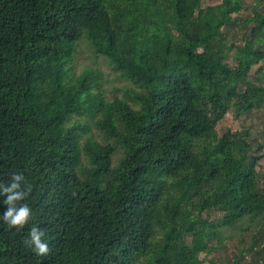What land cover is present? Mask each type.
Masks as SVG:
<instances>
[{
  "label": "trees",
  "instance_id": "obj_1",
  "mask_svg": "<svg viewBox=\"0 0 264 264\" xmlns=\"http://www.w3.org/2000/svg\"><path fill=\"white\" fill-rule=\"evenodd\" d=\"M242 3L0 0V181L24 173L51 247L0 222V264H216L225 230L264 228L263 147L217 130L264 107V13L224 31ZM83 43L121 96L78 72Z\"/></svg>",
  "mask_w": 264,
  "mask_h": 264
},
{
  "label": "rangeland",
  "instance_id": "obj_2",
  "mask_svg": "<svg viewBox=\"0 0 264 264\" xmlns=\"http://www.w3.org/2000/svg\"><path fill=\"white\" fill-rule=\"evenodd\" d=\"M220 0H202L203 6L218 4ZM242 12L232 24L224 27V31L229 43L240 44L242 42L243 18L253 15L254 8L264 13V0H243ZM79 55L75 64L78 72L84 68L99 71L104 82V90L107 92L108 98L121 96L116 94V89L127 85L124 81H117L118 76L112 71V67L104 59H96L92 56L87 45L81 44L78 48ZM232 62V59L229 60ZM261 69V72L258 70ZM264 75V62L253 67L250 78L256 83H262L260 77ZM218 132L221 134L225 130L232 131H248L250 140L255 144H261L263 149L261 155L264 154V107L256 108L245 115L237 116L234 110H230L224 120L217 126ZM258 170L264 176V155L258 164ZM212 218L219 217V214L212 213ZM241 227L237 229H227L224 231L225 242L222 247L215 251L212 255L206 256L202 254V258H206L207 262L214 258L216 264H264V228L253 229L241 233ZM218 245L217 242L214 243Z\"/></svg>",
  "mask_w": 264,
  "mask_h": 264
},
{
  "label": "clouds",
  "instance_id": "obj_3",
  "mask_svg": "<svg viewBox=\"0 0 264 264\" xmlns=\"http://www.w3.org/2000/svg\"><path fill=\"white\" fill-rule=\"evenodd\" d=\"M33 191L23 172L11 173L9 179L0 181V222L8 229L17 233L27 227V232L21 237L22 243L40 257L47 256L51 247L45 231L35 223L36 212L28 203V197Z\"/></svg>",
  "mask_w": 264,
  "mask_h": 264
}]
</instances>
